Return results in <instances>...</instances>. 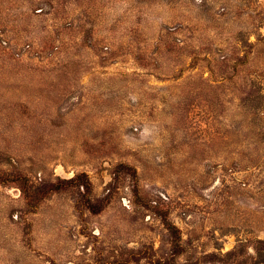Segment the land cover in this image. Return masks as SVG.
<instances>
[{"label": "rangeland", "instance_id": "obj_1", "mask_svg": "<svg viewBox=\"0 0 264 264\" xmlns=\"http://www.w3.org/2000/svg\"><path fill=\"white\" fill-rule=\"evenodd\" d=\"M0 264H264V0H0Z\"/></svg>", "mask_w": 264, "mask_h": 264}, {"label": "trees", "instance_id": "obj_2", "mask_svg": "<svg viewBox=\"0 0 264 264\" xmlns=\"http://www.w3.org/2000/svg\"><path fill=\"white\" fill-rule=\"evenodd\" d=\"M169 227L168 228H171L172 230H176L174 226L172 225H168Z\"/></svg>", "mask_w": 264, "mask_h": 264}]
</instances>
